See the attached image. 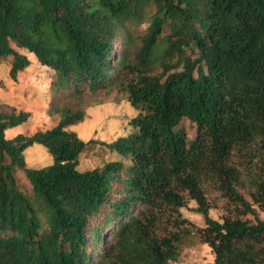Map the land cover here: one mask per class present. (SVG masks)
<instances>
[{"label":"trees","instance_id":"obj_1","mask_svg":"<svg viewBox=\"0 0 264 264\" xmlns=\"http://www.w3.org/2000/svg\"><path fill=\"white\" fill-rule=\"evenodd\" d=\"M143 21L137 48L131 28ZM29 53L56 90L119 86L138 113L132 132L104 143L120 158L81 170L93 139L70 127L84 108L10 136L31 113L0 100V264H172L188 199L214 264H264V0H0L12 79ZM35 143L50 164H27ZM206 181L233 204L223 220L210 215Z\"/></svg>","mask_w":264,"mask_h":264},{"label":"rangeland","instance_id":"obj_2","mask_svg":"<svg viewBox=\"0 0 264 264\" xmlns=\"http://www.w3.org/2000/svg\"><path fill=\"white\" fill-rule=\"evenodd\" d=\"M148 25V21H143L131 28L135 33L137 48L142 45V36ZM164 32L168 33L169 29L166 28ZM120 45L119 41L115 42L116 50ZM28 56L31 63L18 74L16 80L9 74L11 57L0 60V100L31 113L29 120L12 128L9 135L14 136L20 132L29 135L54 126L60 118L59 110L63 107L84 108L85 119L70 127L85 141L93 139L80 155L79 169L100 167L107 161L120 158L117 152L110 150L104 143L133 131L129 121L137 115L138 110L130 103L127 91L115 85L94 90L87 87L80 93L58 91L53 86V72L40 65L35 54L29 53ZM181 124L186 128L189 139L193 138L196 134V124L187 118H184ZM25 156L27 164L32 167L46 166L53 159L47 149L37 143L26 149ZM17 177L20 187L31 193L32 186L24 172L18 170ZM203 189L210 206V215L223 220L222 217L232 211V202L211 181L204 182ZM240 190L244 194L247 193L243 188ZM247 198L251 199L249 196ZM196 206L194 199H188L187 205L180 209L181 217L189 219V222L182 226L180 254L178 260L172 264H214V252L202 240L197 230L205 226V221L203 215L196 210ZM261 216L264 217V214L261 213Z\"/></svg>","mask_w":264,"mask_h":264}]
</instances>
